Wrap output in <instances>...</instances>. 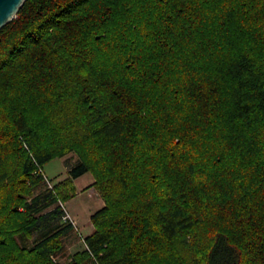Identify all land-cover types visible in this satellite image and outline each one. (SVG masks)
Wrapping results in <instances>:
<instances>
[{
  "label": "trees",
  "instance_id": "trees-1",
  "mask_svg": "<svg viewBox=\"0 0 264 264\" xmlns=\"http://www.w3.org/2000/svg\"><path fill=\"white\" fill-rule=\"evenodd\" d=\"M87 173L105 206L54 261ZM0 264H264V0H27L0 30Z\"/></svg>",
  "mask_w": 264,
  "mask_h": 264
},
{
  "label": "rangeland",
  "instance_id": "rangeland-1",
  "mask_svg": "<svg viewBox=\"0 0 264 264\" xmlns=\"http://www.w3.org/2000/svg\"><path fill=\"white\" fill-rule=\"evenodd\" d=\"M77 160L78 159L75 154H70L64 158L56 159L44 167L43 172L45 173V177L47 178L53 189L55 183L64 181L69 177L67 168L70 169L77 162ZM45 177L44 179L46 181ZM89 177H92V179L94 180V183L92 185L81 187L80 189L76 188L75 186V193H76L75 196L71 198L68 202H64L61 200L63 206L65 207V211H66L65 214L69 216L68 219L71 220L74 224V231L77 235L78 242L74 243L76 246L71 245L73 243L72 238L71 237L64 238L63 239L64 251L58 257H53L54 261L70 262L73 255H75L78 252L87 250L85 239L88 236H86V232L83 229H81L78 220L76 218V214H79L82 218L85 219V221H88L91 213L97 212L101 210L102 207L105 206V200L102 197L101 192L96 188L95 179L91 173L88 174L87 178ZM85 178H83L82 182L86 181ZM46 183L48 185L47 181ZM87 206L90 207L88 211H86ZM91 224L94 232L95 228L92 221ZM78 247H80L79 251L72 255L71 252L75 251V249H77Z\"/></svg>",
  "mask_w": 264,
  "mask_h": 264
},
{
  "label": "crops",
  "instance_id": "crops-1",
  "mask_svg": "<svg viewBox=\"0 0 264 264\" xmlns=\"http://www.w3.org/2000/svg\"><path fill=\"white\" fill-rule=\"evenodd\" d=\"M69 170L70 169H68L67 168V172L69 173ZM88 174L89 173H87V174H85L84 176H82V177H80V178H78V179H76L75 180V186H76V188H78V189H80L81 187H86V186H89V185H92L93 183H94V180L92 179V177H89V178H87V176H88ZM86 177V178H85ZM83 178H85L86 179V181L85 182H82V180H83ZM84 179V180H85ZM57 180V179H56ZM61 180V179H60ZM89 206H87V208H86V211H88L89 210ZM103 208V207H102ZM74 213V212H73ZM96 212H94V213H91L90 214V216H89V219H88V221H85V219L84 218H82L79 214H76V218H77V220H78V223H79V225H80V227H81V229H83L85 232H86V236H90L91 234H92V232H93V227H92V224H91V217L95 214ZM75 215V214H74ZM76 236V237H75ZM68 237H71L72 238V244L71 245H75L74 243H76V242H78L77 241V235H76V233H75V231L72 229V231H69V233L66 235V237L65 238H68ZM75 237V238H74ZM76 246V245H75ZM79 248L80 247H78L77 249H75V251H72L71 253H72V255L73 254H75L76 252H78L79 251ZM71 249V248H70Z\"/></svg>",
  "mask_w": 264,
  "mask_h": 264
},
{
  "label": "water",
  "instance_id": "water-1",
  "mask_svg": "<svg viewBox=\"0 0 264 264\" xmlns=\"http://www.w3.org/2000/svg\"><path fill=\"white\" fill-rule=\"evenodd\" d=\"M27 0H0V30L12 22Z\"/></svg>",
  "mask_w": 264,
  "mask_h": 264
},
{
  "label": "built area",
  "instance_id": "built-area-1",
  "mask_svg": "<svg viewBox=\"0 0 264 264\" xmlns=\"http://www.w3.org/2000/svg\"><path fill=\"white\" fill-rule=\"evenodd\" d=\"M25 147L27 148V146L25 145ZM40 173H42V175H44V177H45V173L43 172V169H41L40 168ZM46 178V177H45ZM46 181L48 182V187H49V189H53L52 188V186H51V184L49 183V181L47 180V178H46ZM60 207L65 211V207L63 206V204H62V202H60ZM66 212V211H65ZM69 218V216H67V214H65V217H64V219H66V220H68V221H70L71 222V224L73 225V227H74V224H73V222L71 221V220H69L68 219Z\"/></svg>",
  "mask_w": 264,
  "mask_h": 264
}]
</instances>
